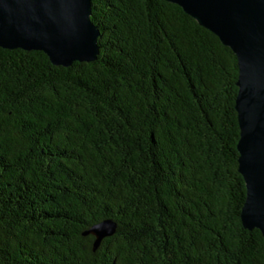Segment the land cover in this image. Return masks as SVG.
<instances>
[{
	"label": "trees",
	"instance_id": "trees-1",
	"mask_svg": "<svg viewBox=\"0 0 264 264\" xmlns=\"http://www.w3.org/2000/svg\"><path fill=\"white\" fill-rule=\"evenodd\" d=\"M91 1L96 61L0 48V264H264L236 55L164 0Z\"/></svg>",
	"mask_w": 264,
	"mask_h": 264
},
{
	"label": "water",
	"instance_id": "water-1",
	"mask_svg": "<svg viewBox=\"0 0 264 264\" xmlns=\"http://www.w3.org/2000/svg\"><path fill=\"white\" fill-rule=\"evenodd\" d=\"M179 6L236 55V112L240 129L238 171L246 185L241 220L264 239V0H164ZM91 0H0V48L45 53L70 67L98 59L100 31L91 21ZM105 221L89 233L102 240L116 233Z\"/></svg>",
	"mask_w": 264,
	"mask_h": 264
}]
</instances>
